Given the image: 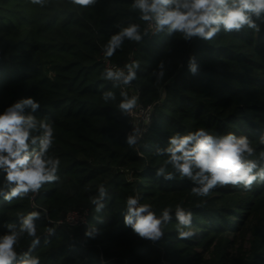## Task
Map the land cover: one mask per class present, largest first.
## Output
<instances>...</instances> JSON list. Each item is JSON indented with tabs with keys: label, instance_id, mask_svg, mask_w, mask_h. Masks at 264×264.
Masks as SVG:
<instances>
[{
	"label": "trees",
	"instance_id": "obj_1",
	"mask_svg": "<svg viewBox=\"0 0 264 264\" xmlns=\"http://www.w3.org/2000/svg\"><path fill=\"white\" fill-rule=\"evenodd\" d=\"M132 3L98 0L83 8L68 0H48L44 7L0 0V112L20 98H35L40 109H26V114L53 122L49 154L61 161L60 179L38 194L11 203L0 196V235L7 224L18 228L21 216L39 211L40 242L32 254L41 264H264V184L251 190L217 187L200 198L186 178L155 176L167 159L156 149L167 147L170 136L197 128L247 136L256 149L253 159L264 151L259 143L264 135V23L259 32L222 31L210 41L186 42L180 34H152ZM128 23L139 24L148 35L139 44L125 40L106 58L103 48L110 36L119 31L117 25ZM192 56L196 75L188 70ZM161 60L167 71L157 81L152 72ZM133 61L140 70L131 85L116 88L103 78L110 64L123 68ZM109 90L116 100L105 103L101 94ZM122 90L154 107L135 147L125 143L134 121L119 111ZM99 185L110 199L96 213L91 197ZM137 192L158 216L165 207L173 209L158 242L141 239L124 225L126 198ZM181 202L193 214L195 235L187 240L177 238L174 211ZM74 211L86 221L67 223ZM93 227L99 233L86 236ZM31 247L32 238L25 234L16 250Z\"/></svg>",
	"mask_w": 264,
	"mask_h": 264
},
{
	"label": "clouds",
	"instance_id": "obj_2",
	"mask_svg": "<svg viewBox=\"0 0 264 264\" xmlns=\"http://www.w3.org/2000/svg\"><path fill=\"white\" fill-rule=\"evenodd\" d=\"M33 5L44 7L48 0H29ZM69 3L83 8L95 6L98 0H68ZM132 9L139 13V19L148 23L152 34L168 36L180 34L186 42L193 39L213 40L222 31L240 32L250 29L261 30L264 23V0H133ZM258 21L260 23H258ZM103 48L106 58H111L120 49L125 40L143 41L148 31L141 32V26L128 23L119 26ZM140 63L133 61L123 68L108 67L102 73L105 80L111 81L116 88H124L137 79ZM188 70L192 75L198 72L194 56L189 57ZM166 65L161 60L152 75L157 81L166 75ZM119 111L129 116L136 109L139 97L120 92ZM101 98L105 103L116 100L113 91H104ZM26 109L35 113L40 109L39 102L33 97L20 98L0 112V196L11 203L14 199H23L29 194H38L45 184L57 182L60 159L49 154L55 139L53 122L47 118L38 119L26 114ZM142 129L133 127L126 135L125 143L129 147L141 140ZM259 143L264 145V135ZM158 155L166 156L165 166L155 170V176L165 181H173L177 175L191 181L194 196L208 197L217 187L232 186L251 190L254 184H264V151L258 159L252 141L234 132L223 135L213 134L205 128H197L187 134L176 133L168 138L167 147L157 148ZM166 166H171L168 171ZM110 199L108 190L98 186L97 195L91 197L95 212L100 213ZM139 192L126 198L123 213L125 227L131 228L139 238L153 243L161 240L164 228L173 220L171 206L163 208L158 216L149 203H141ZM179 203L175 206L174 218L177 222V238L187 240L195 235L192 230L193 214ZM46 216V212H45ZM41 212L33 211L19 218L17 228L7 224L8 231L0 235V264H41L40 258L32 254L39 244L36 221ZM102 222V219H101ZM94 227L86 231V236L98 234ZM32 238V247L18 253L16 245L24 235Z\"/></svg>",
	"mask_w": 264,
	"mask_h": 264
},
{
	"label": "built area",
	"instance_id": "obj_3",
	"mask_svg": "<svg viewBox=\"0 0 264 264\" xmlns=\"http://www.w3.org/2000/svg\"><path fill=\"white\" fill-rule=\"evenodd\" d=\"M110 65L116 68V65ZM137 94L139 95V91H137ZM153 111L154 107L152 104H144L143 102L139 101L136 109L130 115L134 121L133 127H139L140 129H142V136L147 131L149 124L152 121ZM132 129L129 132H131ZM65 221L71 225H74L85 222L86 220L83 213L74 211L70 212L67 215Z\"/></svg>",
	"mask_w": 264,
	"mask_h": 264
}]
</instances>
